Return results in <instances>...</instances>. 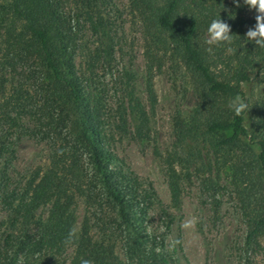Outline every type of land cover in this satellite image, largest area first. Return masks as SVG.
I'll use <instances>...</instances> for the list:
<instances>
[{
	"label": "trees",
	"instance_id": "1",
	"mask_svg": "<svg viewBox=\"0 0 264 264\" xmlns=\"http://www.w3.org/2000/svg\"><path fill=\"white\" fill-rule=\"evenodd\" d=\"M95 3L71 0L72 14L67 15L59 11L56 0H10L13 15L22 21L16 38L23 60L30 63L29 78L40 100V120L45 121L41 136L53 150L50 167L32 173L20 198L8 202L7 208L28 221L39 207L50 205L46 218L36 222V238L20 239L26 240L19 243L20 248L29 245L40 251L69 245L65 240L76 225L71 206L80 198L93 221L91 225L89 219L81 221L72 243L71 264H82V260L93 264H170L163 240L140 231L142 199L120 171L110 166L101 144L103 128L93 110L95 100L74 71L79 22L98 37L95 59L109 67L112 50L106 41L107 22ZM129 3L145 37L142 93L149 106L154 103L153 72L166 62L183 68L194 92L190 112L172 123L170 146L163 158L169 200L173 206L178 204L180 176L200 171L205 174L203 188L216 192V174L224 171L246 224V243L264 238V118L252 117L250 110L236 116L228 107L236 94L246 97L243 88L254 80L264 84V49L245 39L255 20H245L239 8L226 0ZM219 17L230 24L233 42L212 46L209 52L207 28ZM134 82V76L123 73L114 129L121 135L130 126L133 137L145 141L151 137L150 109H145L136 95ZM91 230L99 232L96 238ZM14 259L0 250V264H15Z\"/></svg>",
	"mask_w": 264,
	"mask_h": 264
},
{
	"label": "rangeland",
	"instance_id": "2",
	"mask_svg": "<svg viewBox=\"0 0 264 264\" xmlns=\"http://www.w3.org/2000/svg\"><path fill=\"white\" fill-rule=\"evenodd\" d=\"M56 1L59 11L72 14L71 0ZM226 2L235 5L233 0ZM0 5L4 6L0 7V250L14 255L15 264H71L72 244L40 251L31 250L29 245L20 248L19 243L26 241L20 239L36 238V222L46 218L49 204L39 207L28 221L7 208L8 202L20 198L32 173L50 167L53 149L41 136L45 130L41 124L45 121L40 120V100L29 78L30 63L23 60L22 46L16 38L22 21L13 15L10 0H0ZM95 5L107 22L106 41L112 50L109 67L95 59L98 37L80 22L75 29L73 66L95 100L93 110L103 128L101 144L110 166L120 171L142 199L140 231L163 240L170 264H264V238L246 243V224L224 171L216 174V192L203 188L201 179L205 174L200 171L190 172L189 177L180 176L178 204L172 205L163 158L170 146L174 119L190 112L195 103L190 79L182 67L166 62L158 72H153L154 103L149 106L142 93L145 37L129 0H96ZM239 11L245 20H255V10H249L243 0ZM125 72L135 77L136 95L145 109H150L151 137L145 141L134 138L130 126L121 135L114 129V113ZM243 90L250 115L264 118V84L254 80ZM71 209L76 233L84 218L91 225L93 220L80 198H75ZM193 217L196 223L185 228L183 225ZM98 234L95 232L94 238ZM115 251L121 255L119 247Z\"/></svg>",
	"mask_w": 264,
	"mask_h": 264
},
{
	"label": "clouds",
	"instance_id": "3",
	"mask_svg": "<svg viewBox=\"0 0 264 264\" xmlns=\"http://www.w3.org/2000/svg\"><path fill=\"white\" fill-rule=\"evenodd\" d=\"M233 3L237 8L240 7V0H233ZM243 4L248 7L249 10H255V25L250 27L245 33V39L249 42H254L256 48L264 49V0H243ZM223 8V5H222ZM230 18L234 19V16ZM231 26L224 20L217 18L213 19L207 28V40L206 44L209 45L208 51H212V46H222L225 44L231 45L233 42L234 34H231ZM236 36V35H235ZM231 52L232 49L228 48ZM228 107L234 112L236 116H241L245 113L248 114L250 108L246 99L240 94H236L231 98ZM196 223V219L193 217L183 226L185 228L192 227ZM76 234L75 228L69 231V234L65 240L66 244L74 243V237ZM82 264H93L90 260H82Z\"/></svg>",
	"mask_w": 264,
	"mask_h": 264
}]
</instances>
